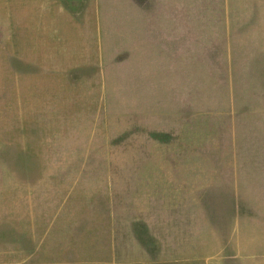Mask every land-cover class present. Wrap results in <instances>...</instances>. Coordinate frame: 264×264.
I'll use <instances>...</instances> for the list:
<instances>
[{
  "label": "rangeland",
  "instance_id": "374dc122",
  "mask_svg": "<svg viewBox=\"0 0 264 264\" xmlns=\"http://www.w3.org/2000/svg\"><path fill=\"white\" fill-rule=\"evenodd\" d=\"M0 264H264V0H0Z\"/></svg>",
  "mask_w": 264,
  "mask_h": 264
},
{
  "label": "crops",
  "instance_id": "0c3cea01",
  "mask_svg": "<svg viewBox=\"0 0 264 264\" xmlns=\"http://www.w3.org/2000/svg\"><path fill=\"white\" fill-rule=\"evenodd\" d=\"M50 1H57V0H50Z\"/></svg>",
  "mask_w": 264,
  "mask_h": 264
}]
</instances>
